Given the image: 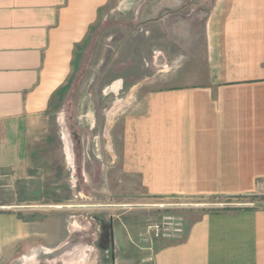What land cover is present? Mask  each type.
<instances>
[{
    "label": "crops",
    "instance_id": "0c3cea01",
    "mask_svg": "<svg viewBox=\"0 0 264 264\" xmlns=\"http://www.w3.org/2000/svg\"><path fill=\"white\" fill-rule=\"evenodd\" d=\"M112 1L0 0V170L26 164L31 126L50 113ZM196 76L148 91L125 117L122 172L151 199L263 197L264 0L212 1ZM2 206L0 264H38L45 226ZM151 264H264V207L201 215Z\"/></svg>",
    "mask_w": 264,
    "mask_h": 264
},
{
    "label": "rangeland",
    "instance_id": "374dc122",
    "mask_svg": "<svg viewBox=\"0 0 264 264\" xmlns=\"http://www.w3.org/2000/svg\"><path fill=\"white\" fill-rule=\"evenodd\" d=\"M212 1L113 0L100 15L68 85L31 126L26 164L0 170V207L45 226L38 264H151L170 241L148 230L166 217L185 230L205 213L264 207V196L151 199L121 169L123 121L142 97L183 86L186 70L201 82ZM110 224L114 260L100 247V228Z\"/></svg>",
    "mask_w": 264,
    "mask_h": 264
},
{
    "label": "built area",
    "instance_id": "2783aa9c",
    "mask_svg": "<svg viewBox=\"0 0 264 264\" xmlns=\"http://www.w3.org/2000/svg\"><path fill=\"white\" fill-rule=\"evenodd\" d=\"M161 224L149 227L148 233L152 234V239H164L167 241H177L184 235L185 230L174 217H166Z\"/></svg>",
    "mask_w": 264,
    "mask_h": 264
},
{
    "label": "water",
    "instance_id": "95a60500",
    "mask_svg": "<svg viewBox=\"0 0 264 264\" xmlns=\"http://www.w3.org/2000/svg\"><path fill=\"white\" fill-rule=\"evenodd\" d=\"M109 230V234H108V242H107V248L103 249V247L101 246V241H100V247L104 250V251H108L109 248H112V259L114 260V255H115V240H114V231H113V226L112 224H110L108 227ZM101 240V239H100Z\"/></svg>",
    "mask_w": 264,
    "mask_h": 264
},
{
    "label": "flooded vegetation",
    "instance_id": "af4514ba",
    "mask_svg": "<svg viewBox=\"0 0 264 264\" xmlns=\"http://www.w3.org/2000/svg\"><path fill=\"white\" fill-rule=\"evenodd\" d=\"M112 221V220H111ZM110 221V222H111ZM112 223V222H111ZM104 228V229H103ZM103 230V231H102ZM100 235H101V246L103 247V249L107 248V242H108V234H109V230L108 228H106V226H101L100 228ZM106 245V246H105Z\"/></svg>",
    "mask_w": 264,
    "mask_h": 264
},
{
    "label": "trees",
    "instance_id": "16d2710c",
    "mask_svg": "<svg viewBox=\"0 0 264 264\" xmlns=\"http://www.w3.org/2000/svg\"><path fill=\"white\" fill-rule=\"evenodd\" d=\"M81 46L77 47V50L79 51ZM239 198H248V197H233V198H228V199H239ZM241 208H225V209H222V211H240ZM215 213H218V212H221V210H217V211H214ZM19 217H21L19 214H18ZM22 218V217H21Z\"/></svg>",
    "mask_w": 264,
    "mask_h": 264
},
{
    "label": "bare ground",
    "instance_id": "6f19581e",
    "mask_svg": "<svg viewBox=\"0 0 264 264\" xmlns=\"http://www.w3.org/2000/svg\"><path fill=\"white\" fill-rule=\"evenodd\" d=\"M104 229V228H103ZM103 231V230H102ZM106 246V245H105Z\"/></svg>",
    "mask_w": 264,
    "mask_h": 264
}]
</instances>
